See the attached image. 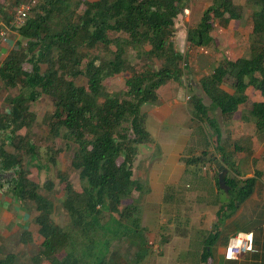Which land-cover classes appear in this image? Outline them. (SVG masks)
Listing matches in <instances>:
<instances>
[{"label": "trees", "instance_id": "obj_1", "mask_svg": "<svg viewBox=\"0 0 264 264\" xmlns=\"http://www.w3.org/2000/svg\"><path fill=\"white\" fill-rule=\"evenodd\" d=\"M189 1L76 0L71 10L74 0H39L25 24L15 29L23 43L0 63L1 85L20 88L15 96L6 97L8 108L0 111V190L18 203L35 205L36 230L42 239L37 260L50 264H106L100 256L110 243L108 239L138 234L139 200L134 194L142 197L150 190L146 179L133 178L138 146L151 142L141 109L157 102L159 90L168 82L182 81L187 55L174 51L170 38ZM243 1L253 7L249 17L255 39L250 55L223 62L200 79L209 106L197 96H191L188 102L193 118L212 132L217 154L233 174L225 178L227 193L219 189L218 173L215 175V186L223 199L215 212L213 229L202 241L201 263L212 259L215 246L226 247L230 236L242 225L237 214L264 189L260 172L240 179L234 156L243 149L235 143L229 148L222 140L217 120L210 116L217 110L223 120L233 118L240 107L248 106L246 91L251 88L263 101H252L247 115L241 117L245 121L251 118L257 131L264 133V0ZM76 11L81 13L77 15ZM242 14L235 0H214L197 25L187 29V52L209 46L216 24L225 28L240 20ZM112 45L114 50L110 49ZM129 53L141 59L139 69L127 63ZM25 63L30 64V71L23 68ZM41 65H45L44 71ZM127 70L125 91L109 93L104 81ZM78 78L85 79V85H77ZM228 79L233 82L231 93L223 88ZM37 94L52 100L53 110L47 117L49 136H60L76 148L71 169L77 172L80 190L68 182L67 173H58L66 185L61 203L68 217L64 227L54 223L53 203L41 195L21 166V153L27 152L29 164L37 167L33 145L18 133L31 129L35 121L30 107ZM183 162L185 170L214 163L206 151ZM43 188L51 191L52 183L46 181ZM105 213L110 214L109 223H102ZM261 213L264 216V211ZM253 234L255 249L256 231ZM24 236H29L27 229ZM97 236L103 240L97 241ZM0 264H16V256L8 254Z\"/></svg>", "mask_w": 264, "mask_h": 264}, {"label": "rangeland", "instance_id": "obj_2", "mask_svg": "<svg viewBox=\"0 0 264 264\" xmlns=\"http://www.w3.org/2000/svg\"><path fill=\"white\" fill-rule=\"evenodd\" d=\"M23 1L0 0V20L10 21L18 6L17 2ZM213 1L190 0L183 16L176 20L170 42L174 51L187 55L188 66L183 68L181 83L168 82L159 90V100L141 109L142 114H145V128L150 134L151 142L138 146L133 178L146 179L150 190L142 197L134 194V198L139 200L138 234L120 240L109 237L110 243L100 256L104 257L106 264H221L219 252L222 253L224 247L219 245L215 246L211 260L206 263L200 261L202 241L213 229L215 212L223 199L215 186L217 168L214 163L206 162L185 170L183 162L191 157L197 158L204 151L218 161L221 160L212 132L205 124L193 118L188 102L191 96H197L205 106H209L210 101L199 85L200 79L211 74L223 62L248 57L255 37L251 34L249 17L253 7L243 0H235V4L242 7V18L232 21L225 28L216 24L212 31L213 41L209 46L187 52V29L197 25L202 12ZM75 2L76 0L71 3V10ZM76 13L79 15L81 12ZM32 14L30 12L29 17ZM8 40L13 49L19 48L20 42L23 43L15 30L8 33ZM5 45L6 43L0 44L1 51ZM110 49L114 50L113 45ZM127 63L135 69L142 65L141 59L132 53L127 55ZM23 68L31 70L27 63ZM41 70H45V65H41ZM128 72L129 70L124 71L104 81L106 90L111 94L125 91L124 81L129 76ZM75 83L82 86L86 82L85 79L78 78ZM232 86L233 82L229 79L223 84V88L230 93ZM19 91V87L7 89L0 83V111L8 108L6 97L15 96ZM246 93L249 96L248 106L240 107L233 118L223 120L217 110L212 111L210 116L217 120L222 140L227 141L226 145L232 148L235 143L243 149L234 156L239 176L249 178L255 172H260L259 181L264 187V133L257 131L251 118L245 121L241 117V114L247 115L252 101L263 99L251 88ZM35 97L36 101L30 107V111L35 114V121L31 129H22L18 133L33 145L37 167L29 164L30 155L27 152L21 153V166L28 179L38 186L41 195L53 203L51 218L54 223L64 227L68 223V217L61 203L66 185L60 181L58 173H67L68 182L76 191L80 190L77 172L71 169L76 148L73 143L60 136H49L47 117L53 110L52 100L45 94H37ZM6 150L13 152L10 146H6ZM222 165L227 169L223 163ZM227 176L232 177L233 174L228 171ZM46 181L52 183L51 191L43 188ZM261 193L264 195V189ZM261 193L254 194L249 204L254 213L264 211V196H260ZM26 213L28 219L25 225L29 236L22 237L23 230L18 227L6 236L1 234L0 229V259L14 254L16 264H50L47 260L35 258L42 239L36 230L35 217L38 212L33 203H26ZM103 216L102 223L109 220L110 214L105 213ZM113 216L115 218L114 214ZM102 240V237L97 236V241Z\"/></svg>", "mask_w": 264, "mask_h": 264}, {"label": "crops", "instance_id": "obj_3", "mask_svg": "<svg viewBox=\"0 0 264 264\" xmlns=\"http://www.w3.org/2000/svg\"><path fill=\"white\" fill-rule=\"evenodd\" d=\"M5 23L6 21L0 20V28L5 26ZM12 46L13 45L8 40L6 42L5 47L0 52L1 60H3L7 56V54L13 49ZM4 51L6 52L4 53ZM240 179L245 178L240 177ZM260 196H264L263 193H261ZM252 197L250 198V201H248V203H246V205L240 210L236 218H240V221L242 223L240 228H238L237 232L253 233L254 231H256L257 242L255 243V249L252 253L246 254L237 260H225L224 251L222 253L219 252V260L221 261V264H264V216L260 211H256L257 213L252 212L253 210L251 211V207L249 206V204L251 202ZM27 219L28 216L26 213V203H18L16 200H14L11 195H6L0 190V229L2 230L1 234L5 236L9 235L10 233L12 234L14 231H16L12 230L16 229L17 227L24 231L25 229H27V226L25 225V221ZM258 221H263L262 225L258 226ZM255 224L257 226H253Z\"/></svg>", "mask_w": 264, "mask_h": 264}, {"label": "built area", "instance_id": "obj_4", "mask_svg": "<svg viewBox=\"0 0 264 264\" xmlns=\"http://www.w3.org/2000/svg\"><path fill=\"white\" fill-rule=\"evenodd\" d=\"M36 0H24L20 3L9 21L8 25L0 28V44L8 41V33L25 24ZM1 52V50H0ZM3 60L0 58V63ZM254 249V235L252 232H236L232 235L224 248L225 260H237L242 256L252 253Z\"/></svg>", "mask_w": 264, "mask_h": 264}, {"label": "water", "instance_id": "obj_5", "mask_svg": "<svg viewBox=\"0 0 264 264\" xmlns=\"http://www.w3.org/2000/svg\"><path fill=\"white\" fill-rule=\"evenodd\" d=\"M214 165L217 168L218 174H217V183L220 190L224 191L225 193L228 192V185L226 184V174L228 172V169H226L222 165V160L218 161L215 157H213Z\"/></svg>", "mask_w": 264, "mask_h": 264}]
</instances>
